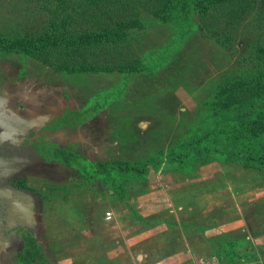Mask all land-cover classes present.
I'll list each match as a JSON object with an SVG mask.
<instances>
[{"label": "rangeland", "instance_id": "1", "mask_svg": "<svg viewBox=\"0 0 264 264\" xmlns=\"http://www.w3.org/2000/svg\"><path fill=\"white\" fill-rule=\"evenodd\" d=\"M256 1L236 26L208 20L179 42L173 26L141 14L144 29L132 31L122 50L152 67L145 73H67L4 49L0 67L23 75L26 96L69 95L80 106L109 95L88 119L95 135L87 159L143 165L200 125L215 87L264 82V7ZM41 5L0 0V35L40 31L49 16ZM149 169L144 178L127 175L118 189L103 179L87 185L78 173L60 189L48 183L54 192L36 230L44 264H264L263 172L220 157L188 171ZM0 264L18 263L3 255Z\"/></svg>", "mask_w": 264, "mask_h": 264}, {"label": "trees", "instance_id": "2", "mask_svg": "<svg viewBox=\"0 0 264 264\" xmlns=\"http://www.w3.org/2000/svg\"><path fill=\"white\" fill-rule=\"evenodd\" d=\"M49 16L40 31L0 35V49L34 58L67 73L136 75L148 67L123 49L132 31L143 30L141 14L175 28V42L202 27L227 30L255 9L256 0H37ZM264 7V0H261ZM55 2V3H54ZM198 17L194 24L193 17ZM130 51V50H129ZM112 59V61L109 60ZM264 62V57H263ZM247 82V83H246ZM230 81L214 88L203 102L200 125L181 142L143 165L72 161L87 185L97 179L117 183L126 176L144 178L162 165L188 171L197 161H224L264 173V82ZM104 97L89 100L88 108L105 107ZM103 100V101H102ZM35 241H26L18 264H44Z\"/></svg>", "mask_w": 264, "mask_h": 264}, {"label": "flooded vegetation", "instance_id": "3", "mask_svg": "<svg viewBox=\"0 0 264 264\" xmlns=\"http://www.w3.org/2000/svg\"><path fill=\"white\" fill-rule=\"evenodd\" d=\"M22 77L0 67V241H10L5 256L15 260L27 240L40 247L30 228L35 221L39 229L41 205L54 192L48 183L60 189L71 173L81 176L70 162H90L95 133L87 122L98 111L88 108L89 101L74 104L69 95L26 96Z\"/></svg>", "mask_w": 264, "mask_h": 264}, {"label": "water", "instance_id": "4", "mask_svg": "<svg viewBox=\"0 0 264 264\" xmlns=\"http://www.w3.org/2000/svg\"><path fill=\"white\" fill-rule=\"evenodd\" d=\"M12 207L14 208H16V206H15V204H12ZM16 209H21V208H19L18 206H17V208ZM37 225V223H35V221H33V227H31L30 229H32L33 231H34V235H35V238H37V236H36V230H37V228H35V226ZM11 247H12V244L10 243V241L9 240H6V241H0V259H1V255H8L9 254V251H10V249H11Z\"/></svg>", "mask_w": 264, "mask_h": 264}, {"label": "built area", "instance_id": "5", "mask_svg": "<svg viewBox=\"0 0 264 264\" xmlns=\"http://www.w3.org/2000/svg\"><path fill=\"white\" fill-rule=\"evenodd\" d=\"M111 220H112V216H111L110 213H108V214L106 215L105 219H104V222H105V223H109Z\"/></svg>", "mask_w": 264, "mask_h": 264}]
</instances>
